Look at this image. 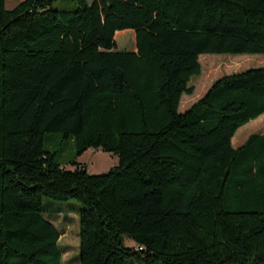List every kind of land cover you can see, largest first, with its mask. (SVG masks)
<instances>
[{"label": "trees", "instance_id": "trees-1", "mask_svg": "<svg viewBox=\"0 0 264 264\" xmlns=\"http://www.w3.org/2000/svg\"><path fill=\"white\" fill-rule=\"evenodd\" d=\"M70 1L0 0V264H62L44 197L82 204L80 264H264V133L231 143L264 114V66L178 109L200 55L264 54V0ZM90 148L117 165L88 173Z\"/></svg>", "mask_w": 264, "mask_h": 264}, {"label": "rangeland", "instance_id": "rangeland-1", "mask_svg": "<svg viewBox=\"0 0 264 264\" xmlns=\"http://www.w3.org/2000/svg\"><path fill=\"white\" fill-rule=\"evenodd\" d=\"M21 0H5L6 9H12ZM55 8H72L70 0H53ZM201 74L190 80L194 86L191 95L181 96L179 111L189 108L201 98L212 83L226 74L240 72L248 68L264 66V54H202L199 56ZM252 133H264V114L238 128L232 137L231 143L234 148L241 146ZM44 147L46 150L55 152L56 160L63 163L67 170H73L74 166L68 162L74 158L75 145L72 140H63L59 133L45 134ZM76 161L84 166L88 173H106L111 167L117 165L118 157L112 153L100 149H88L76 158ZM82 204L74 199L54 200L44 197L42 201V213L51 221L58 232L59 249L62 252V264H80L79 262V212ZM124 243L128 247H135L132 239L124 236Z\"/></svg>", "mask_w": 264, "mask_h": 264}]
</instances>
